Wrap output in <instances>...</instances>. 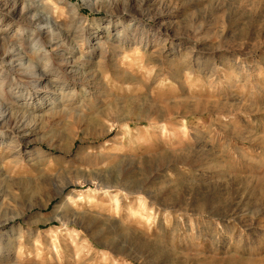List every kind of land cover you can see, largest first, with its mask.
Segmentation results:
<instances>
[{
  "label": "rangeland",
  "instance_id": "374dc122",
  "mask_svg": "<svg viewBox=\"0 0 264 264\" xmlns=\"http://www.w3.org/2000/svg\"><path fill=\"white\" fill-rule=\"evenodd\" d=\"M64 1L0 0V264H264V0Z\"/></svg>",
  "mask_w": 264,
  "mask_h": 264
},
{
  "label": "bare ground",
  "instance_id": "6f19581e",
  "mask_svg": "<svg viewBox=\"0 0 264 264\" xmlns=\"http://www.w3.org/2000/svg\"><path fill=\"white\" fill-rule=\"evenodd\" d=\"M60 2H63L64 4H66V1H64V0H59ZM68 5V4H67ZM75 9V8H74ZM73 9V10H74ZM66 60H68V59H66ZM69 62V61H68ZM39 76V80H38V84H37V87H39V88H42V87H45L44 86V78H43V76L41 75V74H39L38 75ZM1 143H4V140L1 142ZM124 183V182H123ZM121 186L122 184H120V183H118V182H116V183H112V184H110V183H108V182H106V183H102L101 182V186L102 187H106L107 189L105 190V191H107L110 187H113V186ZM124 185V184H123ZM126 185V184H125ZM115 186V187H116ZM226 217H231V214H228V215H226Z\"/></svg>",
  "mask_w": 264,
  "mask_h": 264
}]
</instances>
